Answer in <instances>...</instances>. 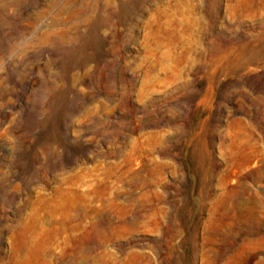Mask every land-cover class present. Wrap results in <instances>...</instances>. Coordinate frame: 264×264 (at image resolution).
<instances>
[{"label":"rangeland","instance_id":"1","mask_svg":"<svg viewBox=\"0 0 264 264\" xmlns=\"http://www.w3.org/2000/svg\"><path fill=\"white\" fill-rule=\"evenodd\" d=\"M0 264H264V0H0Z\"/></svg>","mask_w":264,"mask_h":264},{"label":"bare ground","instance_id":"2","mask_svg":"<svg viewBox=\"0 0 264 264\" xmlns=\"http://www.w3.org/2000/svg\"><path fill=\"white\" fill-rule=\"evenodd\" d=\"M129 7V6H128ZM130 15V14H129Z\"/></svg>","mask_w":264,"mask_h":264}]
</instances>
